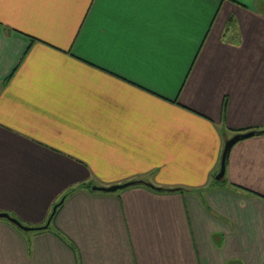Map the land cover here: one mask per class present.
<instances>
[{"label": "crops", "instance_id": "crops-1", "mask_svg": "<svg viewBox=\"0 0 264 264\" xmlns=\"http://www.w3.org/2000/svg\"><path fill=\"white\" fill-rule=\"evenodd\" d=\"M263 128L264 0H0V264H264Z\"/></svg>", "mask_w": 264, "mask_h": 264}, {"label": "water", "instance_id": "water-1", "mask_svg": "<svg viewBox=\"0 0 264 264\" xmlns=\"http://www.w3.org/2000/svg\"><path fill=\"white\" fill-rule=\"evenodd\" d=\"M240 135L241 134H234V135H232L231 137L227 138L224 141L223 149H222V153H221V158H220V163H219V169H218L217 173L214 176V178L216 180H220L224 176L227 152L230 149V147H231L232 143L234 142V140L237 137H239ZM138 183H144V184H148L150 186L152 185L149 182H146V181H144L142 179H139V180H129V181H126V182L112 184V185H93L92 189L95 190V191L106 192V193L107 192H117L120 189L126 188V187L131 186V185H135V184H138ZM64 199L65 198H62L57 204L54 205L53 212H52L50 218L48 219L47 223L45 225H43V226H40V227H38V226L37 227L27 226V225L23 224L18 218L12 216L8 212H0V218L7 219L8 221L12 222L13 224H15L18 227L23 228L25 230H37V229H40V228H44L45 229L51 224L52 217L54 216V214H55V212H56V210L58 208V205L60 203H63Z\"/></svg>", "mask_w": 264, "mask_h": 264}, {"label": "trees", "instance_id": "trees-1", "mask_svg": "<svg viewBox=\"0 0 264 264\" xmlns=\"http://www.w3.org/2000/svg\"><path fill=\"white\" fill-rule=\"evenodd\" d=\"M225 108H226V101H224L223 106H222V113H221V132H224L225 130H228V129H229V128L226 126V123H225ZM233 131H234V134H241V135H240L239 137H237V138L234 140V142L232 143L231 147H232L236 142H238V141H240V140H242V139H245V138H248V137H251V136H254V135H258V134L264 133V128H263V129H243V130H233ZM223 134H224V133H223ZM226 139H227V138H225V140H226ZM231 147H230V148H231ZM229 151H230V149H229L228 152H227L226 160H227V157H228V155H229ZM139 179H142V180L148 182V180H146V179H144V178H137L136 180H139ZM223 179H224V176H223L220 180H223ZM220 180H216V179L213 177V182H214V183H218V182H220ZM149 183H150V182H149ZM138 184H144V183H138ZM151 184H152V183H151ZM93 185H94L93 182L88 181V182H86V183H82V184H80V187H81V188H86V189H88V190L91 191V192H97V193H98V191H94V190L92 189ZM144 185H145V186H148V187H150V188H152L153 190H156V191H162V192L185 191V190H189L188 188H184V187H180V186H174V187H162V186H156V185H154V184H152L151 186L148 185V184H144ZM75 190H76V188H70V189L64 194L63 198L66 199L68 196L72 195V194L75 192ZM100 193H104V192H100ZM105 193H106V192H105ZM55 204H57V203H54V205H55ZM62 204H63V203H60V204L58 205V208H57V210H56L54 216L52 217L51 224H52V222L54 221V219H55V217H56V215H57V212H58V210H59V208H60V206H61ZM54 205H53V207H54ZM53 207H52V209L50 210L47 219H46L43 223H41V224H39V225H36V226H34V227H37V226L40 227V226H43V225H45V224L47 223L48 219L50 218V216H51V214H52V212H53ZM51 224H50L47 228H45V229H44V228H40V229H37V230H46V229H48V228L51 226Z\"/></svg>", "mask_w": 264, "mask_h": 264}, {"label": "snow or ice", "instance_id": "snow-or-ice-1", "mask_svg": "<svg viewBox=\"0 0 264 264\" xmlns=\"http://www.w3.org/2000/svg\"><path fill=\"white\" fill-rule=\"evenodd\" d=\"M107 2L123 3V2H133V0H107Z\"/></svg>", "mask_w": 264, "mask_h": 264}, {"label": "rangeland", "instance_id": "rangeland-1", "mask_svg": "<svg viewBox=\"0 0 264 264\" xmlns=\"http://www.w3.org/2000/svg\"><path fill=\"white\" fill-rule=\"evenodd\" d=\"M213 183H214V182H213ZM51 225H53V223H52Z\"/></svg>", "mask_w": 264, "mask_h": 264}]
</instances>
